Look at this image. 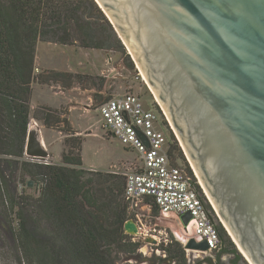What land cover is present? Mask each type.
<instances>
[{"label":"water","instance_id":"water-1","mask_svg":"<svg viewBox=\"0 0 264 264\" xmlns=\"http://www.w3.org/2000/svg\"><path fill=\"white\" fill-rule=\"evenodd\" d=\"M93 1L156 98L219 224L248 264H264V0ZM24 155L48 159L39 127L28 128ZM180 220L187 226L191 216ZM123 230L138 233L131 220ZM183 248L208 250L194 239Z\"/></svg>","mask_w":264,"mask_h":264},{"label":"trees","instance_id":"trees-1","mask_svg":"<svg viewBox=\"0 0 264 264\" xmlns=\"http://www.w3.org/2000/svg\"><path fill=\"white\" fill-rule=\"evenodd\" d=\"M99 21L112 32L93 0H0V157H24L33 82L60 84L59 78L66 77L68 82L62 87L67 88L73 80L77 84L81 81L79 75L55 71L53 77H45L51 72L34 75L37 42L63 46L81 42V48L104 49L101 43L87 45L95 33L94 24ZM110 38L117 40L115 34ZM65 116L66 111L45 106L32 112V119L65 135L67 149L59 165L41 161L20 164L30 180L42 177L44 186L37 198L30 199L29 207L35 216L31 227L29 215L20 219L19 247L36 264H119L121 255H132L140 246L124 234L127 221L124 182L114 174L81 168L83 137L76 134ZM175 150L182 153L174 140L171 157ZM92 174L94 178L86 177ZM93 184L95 187L89 189ZM197 189L200 191L198 186ZM14 205L11 202V208ZM152 210L154 214L157 212L154 206ZM162 227L177 236L174 224L165 223ZM217 230L220 253H232L240 259L220 224ZM161 250L170 263L186 264L185 250L173 237L165 247L161 245Z\"/></svg>","mask_w":264,"mask_h":264},{"label":"rangeland","instance_id":"rangeland-1","mask_svg":"<svg viewBox=\"0 0 264 264\" xmlns=\"http://www.w3.org/2000/svg\"><path fill=\"white\" fill-rule=\"evenodd\" d=\"M105 20L109 24L106 18ZM94 27L95 33L91 34L93 38L87 40V45L92 47L95 43H101L105 48L97 50L82 48L84 49L82 58H84L83 61H85L87 59V52L93 53V51H95L100 55V58L97 60H100L101 62H97L96 67L90 66L89 68H85L84 74L79 75L81 76V81H78L80 87L92 90V112L86 116L78 111H74L71 113L70 119L72 124L78 129L86 128L87 125H91V128L84 131L83 134H77L83 137L81 151L83 164L81 168H83V166L85 168H93H83L92 173L99 172L114 174L121 177V182H124V174L134 170V167L137 164V155L126 151L116 139L111 138L104 132L100 124V115L96 109L103 101L126 93L138 95L147 106L156 102L150 90L142 80V76L139 74L131 58L128 56L126 49L114 33L112 27V32L108 31L106 26L100 23V21L97 22V24H94ZM113 34H115V38L119 42L110 38V35ZM80 43L81 42L73 43L69 45V47L75 46L81 49ZM58 62L59 61H55L52 64L58 66ZM48 72L51 73L48 74ZM52 72L53 70H46L44 74L46 73L45 75H48L45 77H53ZM59 81L60 84L58 85L62 87L63 84L68 82V79L66 77H61L59 78ZM72 82H77V80H73ZM100 91H104L106 94H99ZM61 111L65 110L62 108ZM34 122L41 129L46 142V148L49 150L52 140H56V133L51 132V129L45 128L41 121L35 120ZM89 131L90 134H88ZM62 135L65 137L63 133ZM168 140L170 147L174 140L177 141L172 130ZM65 149H67V146H65ZM65 149L63 148L62 153L66 151ZM60 150V144H56L52 148L55 160H57L59 156L61 158L62 153L60 154ZM172 154V159L177 161L178 164L186 167L189 166L183 153L180 154L178 150H175L172 151ZM49 155L47 161L49 162L48 165L51 166L54 163L50 159L51 154ZM36 161L38 160L29 158L25 155L22 159L0 157V264H36L25 257L23 251L19 247L18 238L20 219L21 217L29 215V218L31 219L29 222L31 227L32 219H34L35 216L31 213L32 209L29 207L30 199L37 198L44 186L42 177L37 176L35 179L30 180V178L21 171L20 164L22 162L38 164ZM122 162L126 163L121 166ZM86 177L94 178L95 176L92 174L86 175ZM29 183H31V187L28 186ZM94 187L95 185L93 184L89 186V189L92 190ZM25 197L28 199H25ZM11 202L15 204L13 208H11ZM144 203L145 202H141L137 207H134L133 210H131L125 202L127 221L131 220L134 223H138L145 233H148V235L151 236H156L159 240L157 242L158 244L157 246H154L145 243V239L135 237L136 235H128L124 233L129 239H131V241L134 240V242L140 243V246L137 252L132 255H121L119 257V264H174L165 260V257H162V255L165 254L161 250V245L165 247L172 237L177 241L168 229L162 227L165 223L167 225L173 223L161 218L158 215V212L154 214L152 210L153 207L148 209L143 205ZM27 208H29V212L27 211ZM154 230H156V232ZM179 235H182L180 230L177 233V236ZM229 240L240 256L239 264H248L244 257L238 252L230 238ZM217 254L218 253L209 255L206 251H185L186 264H209L207 259L209 257L215 258Z\"/></svg>","mask_w":264,"mask_h":264},{"label":"built area","instance_id":"built-area-1","mask_svg":"<svg viewBox=\"0 0 264 264\" xmlns=\"http://www.w3.org/2000/svg\"><path fill=\"white\" fill-rule=\"evenodd\" d=\"M96 111L104 132L137 155L134 170L124 174L123 198L128 207L133 210L141 202L148 209L154 206L161 218L171 221L181 231L183 236L174 237L182 247L194 239L206 243L209 255L219 253L222 248L217 230L219 222L190 166L189 172L170 156L171 129L159 106L156 103L147 106L138 95L126 93L103 101ZM35 160L49 164L47 159ZM186 213L191 220L183 226L180 217ZM135 225L138 231L135 237L149 236L156 243L159 241L145 233L138 223Z\"/></svg>","mask_w":264,"mask_h":264},{"label":"crops","instance_id":"crops-1","mask_svg":"<svg viewBox=\"0 0 264 264\" xmlns=\"http://www.w3.org/2000/svg\"><path fill=\"white\" fill-rule=\"evenodd\" d=\"M83 50L84 49L82 48L80 49L79 47H75V46L69 47V46H62L49 42L39 41L37 42L36 45L34 74L38 76L44 73L46 70H53V71L64 72L72 75H82L84 74L85 68H89L90 66L96 67L97 62H101L100 60H97L100 58V55H98L95 51H93V53L87 52V59L83 61L84 59L82 58ZM55 61H59L58 66L52 64ZM99 94H106V93L104 91H100ZM91 101H92V90L84 89L80 87L76 82H73L71 86L67 88L60 87V85L58 84L47 85V84H40L38 82H33L31 85V95L29 100L30 117H31L30 123L35 121L32 119V112L35 108L39 106H45L53 110H61L63 108L66 111L65 118L69 122L71 128L76 132V134H83L84 131H87L91 128V125H87L86 128L78 129L72 124L70 115L74 111H78L87 116L88 114H90V112H92ZM50 131L56 133V137H55L56 140L54 141L52 140L49 146L50 147L49 150H47L46 148V142L44 136L42 135V131L40 129L41 140L44 147L48 151V154H51L50 159L52 160V162L56 165H59L61 162V158L59 156L57 160L54 159L52 148L54 147V145L60 144L61 146L60 154H61L63 148L65 149L64 146L65 137L62 135V132H59L58 130L51 129ZM88 134H90V131L88 132ZM124 163L126 162H122L121 166H123ZM82 164H83V160H82ZM83 168L85 167L83 166ZM85 169H93V168H85Z\"/></svg>","mask_w":264,"mask_h":264},{"label":"flooded vegetation","instance_id":"flooded-vegetation-1","mask_svg":"<svg viewBox=\"0 0 264 264\" xmlns=\"http://www.w3.org/2000/svg\"><path fill=\"white\" fill-rule=\"evenodd\" d=\"M239 261L240 259H236L235 254L227 252H219L215 258L209 257L207 259L209 264H239Z\"/></svg>","mask_w":264,"mask_h":264},{"label":"bare ground","instance_id":"bare-ground-1","mask_svg":"<svg viewBox=\"0 0 264 264\" xmlns=\"http://www.w3.org/2000/svg\"><path fill=\"white\" fill-rule=\"evenodd\" d=\"M127 51H128V49H127ZM129 52V51H128ZM142 80L143 81H145L144 79H143V77H142ZM150 90V89H149ZM151 91V90H150ZM152 93V92H151ZM155 101L157 102V100H156V98H155ZM36 127H38V125L35 123V122H31L30 124H29V130H34ZM172 129V128H171ZM198 184H199V182H198ZM200 185V184H199ZM202 188V187H201ZM203 193H204V191H203ZM205 194V193H204ZM206 196V195H205ZM240 251V250H239ZM241 253V252H240ZM242 254V253H241ZM244 257V256H243Z\"/></svg>","mask_w":264,"mask_h":264}]
</instances>
